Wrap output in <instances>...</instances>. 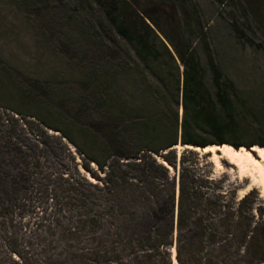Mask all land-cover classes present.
<instances>
[{"label":"rangeland","instance_id":"obj_1","mask_svg":"<svg viewBox=\"0 0 264 264\" xmlns=\"http://www.w3.org/2000/svg\"><path fill=\"white\" fill-rule=\"evenodd\" d=\"M165 1L173 2L174 22L206 83L211 86L209 58L232 83L236 122L223 135L240 144L251 142L247 147L264 144V10L253 12L244 0ZM138 3L145 5L144 0ZM181 70L182 62L160 43L155 56L137 53L95 0H0V169L1 175L5 169L11 173L0 177V198H7L0 206L23 201L0 212V264H39L49 252L57 255L72 245L85 249L81 258L95 248L114 258L112 248L126 254L122 247L128 239L137 247L165 241V204L155 194L169 185L154 189L151 178L162 177L156 166L143 157L134 160L132 154L140 146L160 148L175 137V164L167 163L175 194L182 171L192 186L211 190L220 183L224 194L244 195L237 208L264 218L260 180L242 192L251 179L235 163L220 156L218 164L210 151L178 140L173 114L176 110L178 119L182 114L175 87ZM196 128L207 143H218L206 126ZM90 156L101 160L102 167ZM150 202L159 205L146 207ZM88 211L93 218L85 217L82 228L75 218ZM64 223L73 225L62 233ZM178 227L189 229V224L179 221ZM148 229L159 235L151 236ZM253 229L250 249L254 246L252 256H257L264 252V225ZM173 232L176 240V226ZM13 248L15 257L19 252L16 261L10 257ZM69 258H74L71 251Z\"/></svg>","mask_w":264,"mask_h":264},{"label":"trees","instance_id":"obj_2","mask_svg":"<svg viewBox=\"0 0 264 264\" xmlns=\"http://www.w3.org/2000/svg\"><path fill=\"white\" fill-rule=\"evenodd\" d=\"M95 1L115 30L131 42L137 53L144 57H148L150 54L155 56L157 43H160L169 56L175 57L176 55L182 62L180 85L178 76L175 78V87L178 88L176 94H179L182 114L180 119H178L176 110L173 114V123L180 128L178 138L180 142L198 146L205 145L209 140H205L196 128V126L204 125L214 134V138H211L212 141L215 140L218 143L229 141L235 146L241 143L223 135L224 129L233 127L236 122L230 89L232 83L229 79L221 77V72L212 58H209L211 86L206 83L198 59L182 35L179 22H174L176 9L173 2L144 0V5L139 4L138 0ZM244 2L253 12L257 13L261 8L264 10V0H244ZM164 39L170 43L173 51ZM47 125L59 129L56 125L49 123ZM62 134L68 139H72L67 133L63 132ZM176 140L177 137L162 144L160 148L140 146L132 154L134 160H140L143 157L156 166L162 177L160 181L158 179L154 181L151 178L154 189L161 190L162 186L169 185L165 190L156 191L155 194L162 201L160 205L165 204L162 215L165 214L166 227L164 229L169 233L168 236H165V241L162 243L145 242L144 245L137 247L132 245L128 239L126 242L129 244L122 247L126 254L118 255L116 248H112L114 258H107L104 253L96 252V248L90 252L92 255L81 258L79 256L85 254V249L74 248L72 245L67 246L64 252L59 250L57 255L49 252L46 259L39 261V264H44V261L45 264H172L173 256L175 264H264V252L252 256L255 248L253 246L250 249L256 233L253 226L255 224L264 225V218L256 219L252 209L244 211L237 208V203L241 202L244 195L239 198H236L232 192L225 193V195L224 191L218 188L220 183L214 185L211 190L192 186L187 182L182 171L179 173L178 194H175L174 177L172 178L168 172V164H175L176 152L171 148V145ZM166 147L167 149L163 150ZM185 149L192 154L196 151L193 148ZM168 152H171L172 155L169 156ZM156 154L160 155V159L156 157ZM182 154L183 151L180 156ZM118 155L122 156L125 153L118 152ZM90 160H94L102 167L101 160L92 156H90ZM84 167L91 175H95L94 171L87 167V164H84ZM5 171L4 174L7 173L8 176L11 174L9 170L5 169ZM148 173L145 172L148 176L146 178L150 179ZM198 176L203 180H206L207 177L200 173ZM85 177L88 176L85 175ZM88 179L87 181L93 183L90 176ZM4 199L7 198H0V200ZM82 199L84 202V198ZM10 202L0 206V212H8L14 204L17 206H19L17 203L23 204L21 198ZM156 205L159 204L150 202L146 207L154 208ZM82 215L85 216L81 217ZM93 215L90 211L81 215L77 214L75 222L77 221L82 228H85L86 218H93ZM110 215L113 216L114 211L110 210ZM179 221L186 225L189 224L187 227L189 229L178 227ZM72 225L64 223L60 226V231L62 233L70 231ZM175 226L176 240L173 239ZM148 231L151 236L159 235V230L155 232L148 229ZM7 233L9 234H7L8 238L12 239L15 244V234L10 231ZM256 241L259 239L256 238ZM172 246L174 250H172ZM14 249H12L10 257L16 261L19 258V252L15 257L12 254ZM248 249H250L249 252H247ZM68 250L74 254V258H69L71 259L69 262L66 259L69 255ZM15 251L17 250L15 249ZM104 258L106 260L101 261Z\"/></svg>","mask_w":264,"mask_h":264},{"label":"bare ground","instance_id":"obj_3","mask_svg":"<svg viewBox=\"0 0 264 264\" xmlns=\"http://www.w3.org/2000/svg\"><path fill=\"white\" fill-rule=\"evenodd\" d=\"M186 145L199 148L200 151H210L213 160L218 164L220 156L227 157L231 162L235 163L240 168L241 173L248 175L251 179L244 186L242 192L246 191L258 180L261 181L264 190V144L255 142L247 147L244 144L235 146L229 141H223L221 143H207L203 146L188 143Z\"/></svg>","mask_w":264,"mask_h":264},{"label":"water","instance_id":"obj_4","mask_svg":"<svg viewBox=\"0 0 264 264\" xmlns=\"http://www.w3.org/2000/svg\"><path fill=\"white\" fill-rule=\"evenodd\" d=\"M219 142H220V141H219ZM250 143H251V142H250ZM250 143H248V144H250ZM238 144H240V143H238ZM248 144H247V145H248Z\"/></svg>","mask_w":264,"mask_h":264}]
</instances>
